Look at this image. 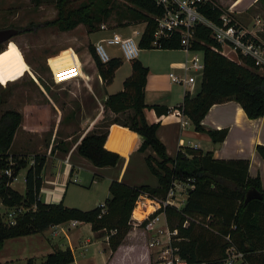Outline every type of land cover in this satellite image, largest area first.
Instances as JSON below:
<instances>
[{
	"label": "trees",
	"instance_id": "16d2710c",
	"mask_svg": "<svg viewBox=\"0 0 264 264\" xmlns=\"http://www.w3.org/2000/svg\"><path fill=\"white\" fill-rule=\"evenodd\" d=\"M68 1H56L57 15L46 21V25L68 31L83 24L93 30L116 7L117 16L124 19V22L118 23L122 27L144 23L138 38L140 49L151 48L156 29L155 17L163 13L162 7L153 0H125V5H118L113 0H86L67 9L64 5ZM257 1L264 5V0ZM200 10L205 17L219 22L220 6L213 7L206 3ZM194 37L191 49L202 55L203 75L198 90L194 94L185 91L177 107L191 121L196 131L206 132L212 141L218 142L223 140L226 130H206L201 125L208 109L213 104L232 99L240 104L248 118L264 117V75L255 70L251 59L247 57L238 55L237 61L225 56L221 46L204 25L198 24L195 27ZM158 48L180 49L179 36L174 34L161 39ZM88 51L104 84H110L123 59L111 56L107 62H101L94 46H89ZM130 63L131 73L123 80L122 89L106 95L103 104L105 123L96 124L79 138L77 152L95 166H114L120 158L117 143L119 134L125 133V140L137 136L139 151L150 147L156 154V157L146 156L145 162L157 178L158 185L130 186L111 181L103 213L100 206L83 210L66 206L62 202L41 203L37 195L45 156L35 154L33 159V156L28 157L27 154L10 153L22 115L18 110L6 109L0 114V201L6 209L20 205L27 209L33 204L36 208L19 214L14 224L4 220V213L0 215V249L8 238L34 234L52 225L75 220L90 223L98 237H107L108 248L114 251L131 229L128 221L140 191L164 197L173 177L190 176L195 178V185L189 190L185 204L179 211L172 208L166 210L168 217L176 218L171 228L176 227L179 236L184 238L178 242L180 255L194 264H216L224 257L226 247L232 245L243 254L236 264H264V188L259 176H249L247 159H215L210 152L203 153L191 147H184L174 157H170L156 134L159 123H148L144 116L147 106L144 102V89L149 69L139 59H133ZM150 107L158 114L168 111V108L160 105ZM126 110L130 111L126 113ZM109 111L114 115H109ZM119 114H124V117ZM111 124L121 126L125 131L110 129ZM257 150L264 154V146L258 145ZM30 158L33 164H29ZM10 161L16 163L10 165ZM7 168L11 169V176L4 173ZM21 168H26L23 193L10 185ZM249 190L257 191L261 197L245 201ZM184 220L188 222L186 227L181 226ZM111 230L115 232L110 233ZM225 236H229V241ZM73 260L69 247L55 248L46 254L44 263L69 264ZM27 264H33L32 260H28Z\"/></svg>",
	"mask_w": 264,
	"mask_h": 264
},
{
	"label": "crops",
	"instance_id": "0c3cea01",
	"mask_svg": "<svg viewBox=\"0 0 264 264\" xmlns=\"http://www.w3.org/2000/svg\"><path fill=\"white\" fill-rule=\"evenodd\" d=\"M215 1L220 6L232 10L233 16L236 18L237 22L245 29L257 33L256 30L260 28L259 22L261 19L253 18V22L248 24V18L244 16V13L258 2L257 0ZM133 28L141 29L142 27L129 25L119 33L127 35L129 34L127 31L129 32ZM168 50L177 49L158 48L156 52ZM140 51H142V49H140ZM178 51L183 53L181 60L169 59L166 61L163 59L162 62H156L150 60L147 54H138L136 58L149 69L144 89V102L147 105L144 109L146 121L148 123H159L156 134L165 145L166 152L170 157H174L176 152L184 147H191L203 153L210 152L212 158L215 159H247L249 162V176H259L262 187L264 188V154H260L257 150L258 145L264 146V117L248 118L240 104L230 99L222 103L213 104L201 120V125L206 130L219 131L225 129L226 135L223 140L214 142L206 132L196 131L191 121L184 114L181 116V120H187V123L183 125L179 117L176 116L173 111L177 109V106L182 102L184 93L189 86L174 83L169 77L170 72L176 74L182 73V70L176 68L175 65L183 61L187 55L181 49H178ZM222 52L225 56L233 59L226 50ZM89 59L92 60L86 62L90 67L89 76L95 80V87L96 90H98V94L92 91V94L87 97V100H92L93 104L89 113L88 111L81 113L77 110V114L79 113V115L77 116V114H75L78 120L77 130L81 133L92 128L98 120L97 110L99 108L103 110L106 95L111 94L107 93L105 90L106 86L90 54ZM126 62L129 66V72L127 74L129 75L131 73V63L130 61ZM122 65L123 63L120 67ZM120 67L115 70L114 76L117 74ZM58 68L61 70L59 71L60 80L64 81L70 76L80 72L79 60H70L66 65L58 66ZM85 75L87 74L82 71V79L87 77H85ZM125 77L126 76H124V78ZM124 78L121 80L122 83ZM88 80H90V78H88ZM200 81L201 79L198 78L194 85V93L198 90ZM122 83L119 90L122 89ZM152 105L164 106L168 108V111L158 114L150 107ZM59 115L60 111L57 112L58 117ZM109 128H116L119 132L125 131L123 127L116 126V124L110 125ZM76 135L77 133L73 131L66 132L62 137L57 133L56 136L51 137L49 141L44 140L43 143H36L37 150L39 149V151H35L33 154L45 156V162L40 174L41 183L37 195L41 203L62 202L66 206L83 209L79 203L85 201L84 197H82L84 189H82L80 185L86 183L88 187L90 186V189L92 184L98 181V179H102L106 182L108 194L109 184L113 180L130 186L149 185L155 187L158 185L157 178L150 172L145 162L146 156L152 155L156 157V154L150 147H147L143 151H139L137 149V136H132L128 140H125V133H120V139L117 142L120 150L118 162L114 166L99 167L93 165L90 160L77 152V144L81 136L77 135L79 137L76 138ZM25 153L29 155L31 152H21L20 154ZM82 171L87 173V175L84 176L83 182L77 179V175ZM128 171H130L129 178L126 177ZM24 174L22 175V184H19V188L13 184L11 185L20 193L24 192ZM150 174L154 176V179L151 177H149V179L143 177L145 175L149 176ZM94 203L95 202H93V206L95 205ZM2 206L4 208V205ZM134 211L135 216L142 217L143 213L141 212V207H137ZM167 218L170 227L175 225L176 219L174 217L169 216ZM137 229L140 228L134 230L138 232ZM80 230L85 231V236ZM140 230L141 232L143 231L142 229ZM45 231H50L52 238L57 240L51 243L52 250L55 248L65 249L66 247L71 249L74 260L69 264H80L79 257L85 258V252L89 253L90 248H92V252L90 253L91 257L99 258L100 264H150L151 248L148 247V240L151 233L147 231H144V234L145 237L148 236L149 238H146L145 244L142 246L141 250H135L137 245H139L136 244L137 241L126 239L131 233L130 229L122 243H120L114 251L108 248L106 237L96 236V233L91 229L90 223L68 220L60 224L52 225L41 232ZM81 264H90V260H85Z\"/></svg>",
	"mask_w": 264,
	"mask_h": 264
},
{
	"label": "rangeland",
	"instance_id": "374dc122",
	"mask_svg": "<svg viewBox=\"0 0 264 264\" xmlns=\"http://www.w3.org/2000/svg\"><path fill=\"white\" fill-rule=\"evenodd\" d=\"M56 1L0 0V29L7 27L21 29L16 36L0 44V114L6 109H15L21 113V123L15 132L10 153L31 152L28 157L33 156V159L35 156L33 153L39 151L36 143H43L44 140L49 141L57 133L60 137L66 132L72 131L79 136L85 133L77 130L78 120L75 114H77V110L81 113L87 111L89 113L93 104L92 100H87V97L92 94V91L98 94L95 87L96 82L89 76L90 67L86 63L91 60L89 59L88 47H93L96 41L107 34L114 31L120 32L127 27L118 24L119 21L124 22V19L117 16L118 9L115 7L93 30L79 24L71 30L60 31L56 26L45 24L46 21L55 18L57 15ZM83 1L86 0H69L64 7L71 9ZM113 1L117 2L118 5L127 4L125 0ZM244 16L248 18V24L253 22V18L261 19H259L260 28L256 31L259 36L264 38V5L257 2L244 13ZM101 24H104L106 28L100 29ZM129 25L144 27L143 22ZM129 32L127 31V33ZM105 48L110 56L121 58L118 45H105ZM157 49H142L139 55L147 54L150 60L156 62H162L163 59L166 61L169 59L181 60L183 57V53L179 52L178 49L156 52ZM225 50L230 53L231 58L239 60L238 54L230 52L228 49ZM74 59L79 60L80 72L64 81L60 80L59 71L61 70L58 66H64L68 61ZM82 71L87 74L84 79L81 77ZM128 72L129 66L123 60V65L112 82L105 85L107 93L117 92L121 87L122 78L129 76L127 75ZM58 111H60L59 117L57 116ZM129 111L126 110L125 112ZM97 112L98 120L92 128L96 124L105 123L103 110L99 108ZM108 114L114 115L110 111ZM120 116L124 117V114ZM77 135L76 138L79 137ZM189 157L192 156L189 155ZM20 170L16 181L13 183L18 188L20 187L19 184H22V175L26 168ZM86 175L87 173L82 171L77 175V179L83 182ZM126 177H130V171L126 173ZM143 177L154 179L152 174ZM80 186L84 189L82 197L85 201L79 203L83 209L99 206L104 203L105 197H109L106 182L102 179L93 183L90 189L86 183ZM93 202H95L94 206ZM6 210V207L3 208L0 202V215ZM137 230L138 232L131 230L126 239L137 241L136 244L139 245L135 250H141L146 238L149 237H145L144 231ZM82 233L85 236V231ZM56 241L52 238L50 231L8 238L0 249V264H27L28 260H32L33 264H42L46 254L52 251L51 243ZM89 251V253L85 252V258L79 257V263L90 260V264H100L99 258L91 257L92 248ZM150 254H152V248Z\"/></svg>",
	"mask_w": 264,
	"mask_h": 264
},
{
	"label": "built area",
	"instance_id": "2783aa9c",
	"mask_svg": "<svg viewBox=\"0 0 264 264\" xmlns=\"http://www.w3.org/2000/svg\"><path fill=\"white\" fill-rule=\"evenodd\" d=\"M153 1L162 7L163 13L155 17L156 29L153 33L150 47L158 48L160 47L161 39L177 34L179 36L180 49L187 55L183 61L175 65L176 68L182 70V73H169L172 82L188 85L189 87L186 91L193 94L197 79L202 78L204 69L202 55L200 52L191 49L192 41L195 39V27L198 24L204 25L210 30L211 37L221 46V52L228 49L235 54L251 59L255 70L264 75V38L240 25L233 16L232 10L223 9L215 0ZM206 3L211 4L213 7L220 6L222 8L219 22H215L203 15L200 8ZM105 28V25L101 24L100 29ZM142 29L133 28L127 35L114 31L96 41L93 46L100 61L107 62L111 58L105 45H118L121 58L125 61L136 59L140 52L138 38ZM173 112L181 120L182 110L177 108ZM180 122L184 125L187 120H181ZM15 163L10 161V165ZM29 164H33L32 158L29 159ZM4 173L8 176L12 174L10 168L5 169ZM16 179L17 175L12 178L10 185ZM23 181L25 182V179ZM194 185V177H173L164 197H157L146 191H140L137 195L128 223L131 230L140 228L151 233L148 240V247L152 248L150 264H194L180 255L178 242L184 240V238L179 236L176 227L171 228L169 226L166 213L167 208L179 211L187 200L189 190L193 189ZM99 206L101 213H103L105 211V203ZM136 207H141L142 209L141 218L133 216V211ZM30 208L34 210L36 205L33 204L27 209ZM27 209L22 205L9 208L4 213V220L9 224H14L16 217ZM187 225V220H184L181 224L182 227ZM114 232V230L110 231V233ZM225 239L229 241V236H225ZM242 256L243 254L240 251L236 250L232 245H228L225 249L224 257L216 264H236Z\"/></svg>",
	"mask_w": 264,
	"mask_h": 264
},
{
	"label": "water",
	"instance_id": "95a60500",
	"mask_svg": "<svg viewBox=\"0 0 264 264\" xmlns=\"http://www.w3.org/2000/svg\"><path fill=\"white\" fill-rule=\"evenodd\" d=\"M18 33H20V29L15 27H7L0 29V44L8 41L13 36H16ZM261 195L255 190H249L246 193L245 201L251 199V198H260ZM46 264V263H42Z\"/></svg>",
	"mask_w": 264,
	"mask_h": 264
},
{
	"label": "bare ground",
	"instance_id": "6f19581e",
	"mask_svg": "<svg viewBox=\"0 0 264 264\" xmlns=\"http://www.w3.org/2000/svg\"><path fill=\"white\" fill-rule=\"evenodd\" d=\"M136 208H137V207H136ZM136 208H135V209H136ZM135 209H134V210H135ZM133 216H134V217H137V218H140L139 216H135V211H133Z\"/></svg>",
	"mask_w": 264,
	"mask_h": 264
}]
</instances>
